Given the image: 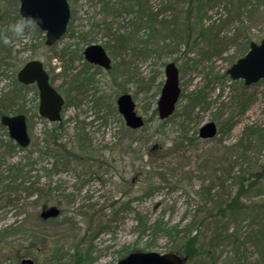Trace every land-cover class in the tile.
<instances>
[{
	"label": "rangeland",
	"instance_id": "1",
	"mask_svg": "<svg viewBox=\"0 0 264 264\" xmlns=\"http://www.w3.org/2000/svg\"><path fill=\"white\" fill-rule=\"evenodd\" d=\"M68 1L55 45L35 24L5 42L7 59L0 52V114L20 105L31 137L22 147L0 122V264H117L141 250L179 252L186 264H264V78L247 85L228 73L264 37V1ZM0 2L6 25L20 3ZM92 43L110 69L85 59ZM37 58L65 99L58 123L38 114L35 84H16L20 66ZM168 62L181 94L160 119ZM123 92L143 127L126 125ZM210 120L218 134L199 136Z\"/></svg>",
	"mask_w": 264,
	"mask_h": 264
},
{
	"label": "water",
	"instance_id": "2",
	"mask_svg": "<svg viewBox=\"0 0 264 264\" xmlns=\"http://www.w3.org/2000/svg\"><path fill=\"white\" fill-rule=\"evenodd\" d=\"M18 13L23 17H31L35 24L46 34L45 44L52 46L65 34L71 17L68 0H19ZM248 52L229 66L228 73L233 79H244L250 85L264 78V37L260 43L251 41ZM83 54L90 63L111 68V59L102 44L92 43ZM165 83L160 90L157 100V114L161 119L170 116L176 107L180 96L178 67L174 62H168L164 68ZM19 82L24 85L36 84L39 91V114L54 122L61 121V110L64 98L50 83V77L40 59L27 61L17 72ZM118 110L124 117L125 123L132 129L144 124L143 115L136 110L132 95L123 92L116 100ZM1 122L7 127L10 137L23 147L30 145L26 116L23 113L3 115ZM217 124L214 121L200 126L199 136L211 138L217 134ZM54 210V209H52ZM33 264L31 259L26 260ZM117 264H186L184 259L175 252L132 251L120 258Z\"/></svg>",
	"mask_w": 264,
	"mask_h": 264
},
{
	"label": "trees",
	"instance_id": "3",
	"mask_svg": "<svg viewBox=\"0 0 264 264\" xmlns=\"http://www.w3.org/2000/svg\"><path fill=\"white\" fill-rule=\"evenodd\" d=\"M9 3L11 2V0H7ZM264 1V0H263ZM141 2V0H138V2L137 3H140ZM245 2V1H244ZM1 3V2H0ZM3 5H1L0 4V33H4L5 32V30L7 29V27H8V25H10V24H12V23H14V22H16L17 20H19L20 19V14H18V12H16V14L17 15H15L14 17H13V19H12V21L11 22H8L9 24H6V25H4V24H2L1 22L3 21V19H4V17H6V16H8L9 14H8V8L6 7V8H4V7H2ZM105 7H108L107 6V3H105ZM112 10L115 12V14H117L118 12H116V10H114V8L112 7ZM158 15H159V12H152L150 15L148 14V19H150L151 21L153 20V21H157L158 19H157V17H158ZM162 22V23H161ZM160 23H161V25H162V27H168L169 25H170V23H168V21H160ZM172 26V25H171ZM176 33V32H175ZM8 35L9 36H11V34L10 33H8ZM12 39V38H11ZM114 40L117 42V43H125L126 41H127V37H125V36H123V35H119V36H115V38H114ZM121 47H123L122 46V44H121ZM5 51H6V47H5V41L3 40V39H0V52L3 54V55H6V56H4V57H6V59H7V56L9 55L10 56V52L8 53V50H7V52L5 53ZM216 52H218V50H215ZM0 61L1 62H3V60H1L0 59ZM7 61V60H6ZM4 63V62H3ZM6 63V62H5ZM78 78V77H77ZM74 79V78H73ZM74 81H78V79H75ZM87 81V80H86ZM16 84L17 85H22L23 86V84H21V83H19L18 82V80H17V82H16ZM12 96L11 95H8V96H6V98H3L2 100L4 101V100H7V101H9V104L11 105V104H13V102H14V100L12 99ZM18 106V105H17ZM24 111L25 110H23V108L19 105L18 107H17V109H15V113L16 114H18V113H20V112H23L24 113ZM3 114H6L5 112H2L1 114H0V116L1 115H3ZM2 126V125H1ZM10 145L13 147V145L10 143ZM245 179H248L247 177H244V178H241V180H245ZM241 182V181H240ZM258 185H261V184H258ZM241 188H242V186H241ZM262 191H264V185H262ZM241 190V189H240ZM240 190H238V191H240ZM205 192L207 193V194H210L211 192H212V190H205ZM206 194V195H207ZM232 203H233V205L235 204V198H232L231 200H229L228 201V204H226L225 206H229V205H232ZM220 208H222V207H220ZM222 211H224V210H222ZM220 231H217L216 233H215V237H213L214 239H218L219 238V236L222 234V233H226V230H228V226L227 225H225V227H224V225H222V227L219 229ZM167 232H170V230H168ZM231 235V234H230ZM186 242L187 243H191V241H189V239H186ZM187 253H185V255L186 256H188V258L190 257V255H192V252H190V250H187L186 251ZM177 253H179V252H177Z\"/></svg>",
	"mask_w": 264,
	"mask_h": 264
},
{
	"label": "clouds",
	"instance_id": "4",
	"mask_svg": "<svg viewBox=\"0 0 264 264\" xmlns=\"http://www.w3.org/2000/svg\"><path fill=\"white\" fill-rule=\"evenodd\" d=\"M34 24L35 20L33 18L21 16L19 20L8 25L4 33H0V39H3L5 42H8L11 38L22 39L25 36V30Z\"/></svg>",
	"mask_w": 264,
	"mask_h": 264
},
{
	"label": "flooded vegetation",
	"instance_id": "5",
	"mask_svg": "<svg viewBox=\"0 0 264 264\" xmlns=\"http://www.w3.org/2000/svg\"><path fill=\"white\" fill-rule=\"evenodd\" d=\"M27 259H30V258H24V260H22V264H29V263L26 261ZM31 260L33 261V259H31ZM33 264H35L34 261H33Z\"/></svg>",
	"mask_w": 264,
	"mask_h": 264
}]
</instances>
